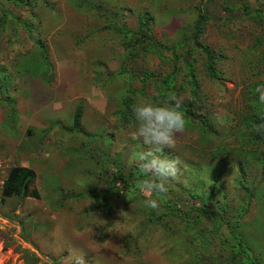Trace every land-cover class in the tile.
<instances>
[{"label": "rangeland", "instance_id": "374dc122", "mask_svg": "<svg viewBox=\"0 0 264 264\" xmlns=\"http://www.w3.org/2000/svg\"><path fill=\"white\" fill-rule=\"evenodd\" d=\"M142 12L158 51L144 44L129 50L110 26L134 29ZM198 14L204 20L194 44ZM2 17L0 171L31 167L40 196L0 201V264H71L79 255L86 264H264V139L250 144L254 131L246 129L264 116L256 92L264 87V0H0ZM198 45L210 50L215 77ZM189 72L202 107L188 113L175 149L161 153L181 162L164 200L190 205L180 189L190 184L189 165L204 183L187 231L171 214L161 218L170 226L163 229L147 221L153 212H146L141 180H112L116 166L123 175L138 169L130 157L148 147L130 138L135 120L121 114L120 98L152 101L163 76L172 73L178 87ZM178 89L181 100L193 94L186 85ZM217 207L216 221L209 209ZM206 230L211 252L201 249L198 257L192 236Z\"/></svg>", "mask_w": 264, "mask_h": 264}, {"label": "trees", "instance_id": "16d2710c", "mask_svg": "<svg viewBox=\"0 0 264 264\" xmlns=\"http://www.w3.org/2000/svg\"><path fill=\"white\" fill-rule=\"evenodd\" d=\"M14 3H23L26 2V0H12ZM256 11L259 13V10L256 9ZM4 14V12L2 13ZM6 19L5 17L0 18L1 22H4ZM10 19H8L7 21H9ZM150 16L148 15V13H140V15H138L137 18V25L134 29H127V28H123L121 26H115L112 23L110 24V26L114 29V31L116 32H120L123 36V40L125 41V44L128 46V49L131 51H137L139 50L138 46L144 44V48H146V50H155L158 51L159 48V44L155 43V41H153V36H152V29H151V22H150ZM204 20V16H202L201 14H198V16L196 17L195 21H194V27L192 29V41L194 42V44H197V36L199 34L202 22ZM6 21V22H7ZM118 32V33H119ZM199 46V45H198ZM201 47V50L205 52L206 56H207V63H206V67L205 70L208 73L209 76L211 77H215V72L213 70V62H212V54L209 52L210 50L207 47L204 46H199ZM142 48V47H141ZM180 61V59L177 57L176 60L174 61L173 64V73L176 72V68L179 64H175V62ZM38 68V67H37ZM172 73L167 74L165 76H163L161 78V80H159V83L161 84V86L156 85L155 89H152V94L150 96V98L152 99L153 102L156 103H163L165 101H167L168 97L170 94H175L177 97H179V87H183L184 85L187 86V88L189 89V92H192V96H190L189 99H185V100H181V111L184 113V117L185 120H190V118L188 117V113H195L196 110L200 109L202 107V103H201V98L198 97V91H196V83L195 80L193 78V75L191 72H189V78L188 80H186V82L182 83L180 82L178 84V87L176 86L175 82L171 79ZM154 83H151V86H153ZM137 102H135L133 100V98H130L128 95H124L120 98V106L121 107V111L123 115H129L127 118L133 119L134 115H133V107L134 105H136ZM131 112V113H130ZM80 114H81V108L80 106H77L76 109L73 112V116H72V125L73 127H76L79 125L80 122ZM187 118V119H186ZM191 122V121H190ZM200 122H204V119H200ZM206 122V121H205ZM259 123H264V119L262 118H258L255 119L253 121V123L251 122V124L248 125V127L246 128L248 131L252 130L253 131V126L255 124H259ZM251 131V132H252ZM204 133H208L207 130L203 131ZM253 135H251V138H247V141L250 144H253L254 142H258L261 139H264V136H260L257 135L256 133L252 132ZM200 136L202 138H200L199 140H197V143L199 145H202L203 142H206L203 138V135L200 134ZM257 138V139H255ZM254 141V142H253ZM115 165L116 162L114 161ZM218 164V163H217ZM259 167H261V170H264V157H262L259 160ZM189 165V164H188ZM133 171L123 175L121 173H119L118 171V167L116 166V170L113 171V176H112V180L113 182L117 183H126L127 182H131V180L133 179H146V177L142 176L138 169H135V166L133 167ZM201 171H198L194 168H191L189 165L188 168V172L185 175V177H187V179L189 180L190 184H181L180 189L181 192L184 194L187 193L188 194V203L194 207L198 206V201H197V193L199 191H202V186H203V180L201 178L198 177V174ZM34 179H35V172L31 167L28 166H21V165H14L11 166L8 170L7 173L5 175V178L2 182L1 185V201L3 202V200L5 198L11 197V196H16L18 198L21 197H26V196H31L34 198L38 197V191L34 186ZM136 194H139L138 192H136ZM68 198L70 197V195H67ZM139 198V197H135ZM159 201V208H160V212L161 213H157V211L155 210H150L147 209L146 212L147 214L149 212H153L151 213L147 218V221H155L158 222V224H161V227L163 229H167L170 228L169 225H167L165 223V220L160 221L162 217H165L167 214H171L172 215V219L177 223L176 219H179L178 221L180 222L181 225H183L185 228L188 224L187 221V217L189 216L188 214L190 213V208L192 206H187L184 207L183 205H178L175 202V198L172 200V202H166L164 199V196H160L159 194L156 197ZM62 200L66 199V197L64 195H62L61 197ZM142 201L144 200L143 198L141 199ZM132 200H130V202H132ZM61 202V201H59ZM129 202V203H130ZM144 203V202H143ZM145 204V203H144ZM137 212H144L143 206L142 204L139 206V204H137ZM205 208L201 207V210L204 211ZM209 209V208H208ZM209 211L211 212L210 215L213 217V220H220L221 217L217 214L220 213H216V212H220L221 209L220 207H217L216 211H211V209H209ZM159 212V211H158ZM145 213V212H144ZM142 214L143 213H139ZM202 213H196V221L199 222V218L200 215ZM209 213H203V215H208ZM145 216V215H144ZM143 216V217H144ZM141 217V218H143ZM238 218V217H237ZM235 223H237L234 220ZM222 223V222H221ZM233 225L231 228L228 229V231L231 233V235L234 237V239L237 241V246L236 247H240L242 249V251H244L245 253V249H247V246L243 243H245L244 239L242 238V236L239 234V236L236 234L235 231H233L232 228L235 229V225L233 223H228L226 225V227L228 225ZM141 227L144 226V223L139 224ZM167 226V227H166ZM178 226V225H176ZM237 227V226H236ZM187 231V228L185 229ZM173 232V231H171ZM193 241L195 244V249L197 248L198 252H196L197 256L200 257V250L201 249H205L208 252H211V249L209 247V245L211 246V241L213 238V234L208 232L207 230L204 232H199L197 235L192 236Z\"/></svg>", "mask_w": 264, "mask_h": 264}, {"label": "clouds", "instance_id": "9594fccd", "mask_svg": "<svg viewBox=\"0 0 264 264\" xmlns=\"http://www.w3.org/2000/svg\"><path fill=\"white\" fill-rule=\"evenodd\" d=\"M256 92L258 103L264 105V87H258ZM181 103L175 94H170L163 103L140 99L133 107L135 126L130 138L142 140L148 147L147 150L133 152L130 162L138 167L142 176L147 177L138 183V188L146 195L144 203L150 209L159 207L158 199L152 198L153 194L165 195L168 192L167 181L177 178L180 171L178 158L170 159L161 153L165 149L174 150L180 134L186 130ZM253 131L264 136V123L255 124ZM71 264H86V261L83 255H79L72 258Z\"/></svg>", "mask_w": 264, "mask_h": 264}, {"label": "crops", "instance_id": "0c3cea01", "mask_svg": "<svg viewBox=\"0 0 264 264\" xmlns=\"http://www.w3.org/2000/svg\"><path fill=\"white\" fill-rule=\"evenodd\" d=\"M14 165H17V164H13V165H10V166H5V167H2L1 168V171H0V184H2L4 178H5V175L7 173V170L11 167V166H14ZM18 165H21V166H27V165H24V164H18ZM29 167V166H28ZM36 188V187H35ZM37 189V188H36ZM38 191V189H37ZM39 191H38V197L35 198V199H38L39 198ZM26 197H30V198H34V197H31V196H26ZM24 197V198H26Z\"/></svg>", "mask_w": 264, "mask_h": 264}, {"label": "built area", "instance_id": "2783aa9c", "mask_svg": "<svg viewBox=\"0 0 264 264\" xmlns=\"http://www.w3.org/2000/svg\"><path fill=\"white\" fill-rule=\"evenodd\" d=\"M0 198H1V188H0Z\"/></svg>", "mask_w": 264, "mask_h": 264}]
</instances>
